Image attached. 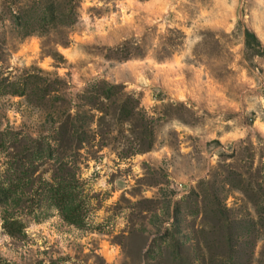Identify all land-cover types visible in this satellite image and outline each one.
I'll return each mask as SVG.
<instances>
[{
	"label": "rangeland",
	"instance_id": "obj_1",
	"mask_svg": "<svg viewBox=\"0 0 264 264\" xmlns=\"http://www.w3.org/2000/svg\"><path fill=\"white\" fill-rule=\"evenodd\" d=\"M12 183L0 264H264V0H0Z\"/></svg>",
	"mask_w": 264,
	"mask_h": 264
},
{
	"label": "trees",
	"instance_id": "obj_2",
	"mask_svg": "<svg viewBox=\"0 0 264 264\" xmlns=\"http://www.w3.org/2000/svg\"><path fill=\"white\" fill-rule=\"evenodd\" d=\"M42 13L43 15L41 19L45 20L48 16V13ZM249 36H251L250 33H248L247 37ZM12 187L13 188L9 189L12 193L7 192L3 187H0V198H5L6 200L13 199L15 195L12 194H17L21 187L15 185L14 183H12ZM47 194L50 204L64 212L65 217L69 222L74 224H80L82 222V207L77 204L76 190L71 182H60L56 186L51 185ZM16 224L17 223L14 222L12 224L4 225V229L7 230L8 234L14 235L19 231L18 227H16Z\"/></svg>",
	"mask_w": 264,
	"mask_h": 264
}]
</instances>
